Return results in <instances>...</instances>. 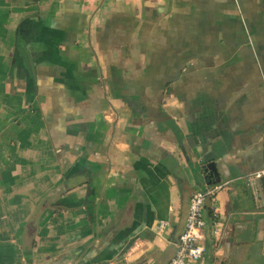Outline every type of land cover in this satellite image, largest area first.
<instances>
[{"label":"crops","instance_id":"0c3cea01","mask_svg":"<svg viewBox=\"0 0 264 264\" xmlns=\"http://www.w3.org/2000/svg\"><path fill=\"white\" fill-rule=\"evenodd\" d=\"M263 167L264 0H0V264H165L216 184L198 264H264Z\"/></svg>","mask_w":264,"mask_h":264},{"label":"built area","instance_id":"2783aa9c","mask_svg":"<svg viewBox=\"0 0 264 264\" xmlns=\"http://www.w3.org/2000/svg\"><path fill=\"white\" fill-rule=\"evenodd\" d=\"M263 177L264 167L248 174L245 178L249 182L253 178ZM224 185L216 184L194 190L191 193L184 227L178 237L176 253L165 264H198L203 258L206 252L204 230L209 224H215V217H217V209L214 207L217 199L216 192L222 189ZM206 198L210 199L209 208L205 205ZM213 233L215 236L218 233L215 227Z\"/></svg>","mask_w":264,"mask_h":264},{"label":"water","instance_id":"95a60500","mask_svg":"<svg viewBox=\"0 0 264 264\" xmlns=\"http://www.w3.org/2000/svg\"><path fill=\"white\" fill-rule=\"evenodd\" d=\"M200 169L203 170V180L207 185L215 184L220 182V177L218 175V172L216 170L214 162H204L200 165ZM247 185L251 187L253 190L254 197L257 201V197H261V191L264 194V177L263 178H253L249 182H247ZM205 205L207 208L210 206V199L206 198Z\"/></svg>","mask_w":264,"mask_h":264}]
</instances>
